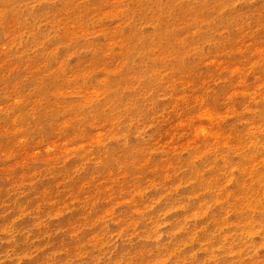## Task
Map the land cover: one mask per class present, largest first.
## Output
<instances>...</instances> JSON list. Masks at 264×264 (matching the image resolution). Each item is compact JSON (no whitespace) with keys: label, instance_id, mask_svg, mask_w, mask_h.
<instances>
[{"label":"rangeland","instance_id":"374dc122","mask_svg":"<svg viewBox=\"0 0 264 264\" xmlns=\"http://www.w3.org/2000/svg\"><path fill=\"white\" fill-rule=\"evenodd\" d=\"M163 1L0 0V264H264V0Z\"/></svg>","mask_w":264,"mask_h":264},{"label":"bare ground","instance_id":"6f19581e","mask_svg":"<svg viewBox=\"0 0 264 264\" xmlns=\"http://www.w3.org/2000/svg\"><path fill=\"white\" fill-rule=\"evenodd\" d=\"M140 1H143V0H140ZM149 1H152V0H149ZM210 1L214 2V0H210ZM218 1H220V0H218ZM221 1L228 2L229 0H221ZM163 5L164 6H161L159 2H155L154 3V8L156 10L158 9V11L160 13H162L163 11L173 10L174 13L176 14L175 22H178L179 23L183 19L185 21V19L187 18V14H189V11L186 8L182 7L181 4H179V2L177 0H164L163 1ZM172 27H173L172 25L166 26L163 29L164 30L163 32L168 37L166 39H169V40H172L173 41V40H177L179 38V34L178 33H173L172 32ZM135 30H136V33H139L141 31L136 26H135ZM161 30L162 29H159V33H157L158 35L162 33V32H160ZM150 37H151L152 41L150 40L151 42H149V43H153L157 39L156 36H152L151 35ZM133 38L139 39L138 36H137V34H135V33L133 34ZM173 52L175 53L176 51H173ZM162 56H163V59L162 58H158L157 60L156 59L150 60L149 65H148L149 68H150V71H152V70L155 71L157 68H159L158 67L159 62L160 63H163L164 65L166 64L168 67H171V65L172 66L176 65L175 64V61L176 60H180V58H178L177 52L174 54L173 57H172V54H171V58H169V56L167 54H164ZM211 100L212 101H215V103H217V104H219V102H220V99L217 98V97L214 98V99H211ZM263 111H264V107H263ZM257 114L260 116L261 120L264 121V112L262 114L261 108L257 111ZM241 162L242 163H240V164L238 162V165L243 164V166L245 167V169H247V170H253L252 171V175L258 176L257 179H258L259 183L262 185L261 188L263 189V191L259 195H257L256 197H251V196L247 195V193H246L247 191H244V193L240 191L239 192V195L236 198H234V200H233L234 206L235 207L237 206L240 209L244 210V212L240 214L241 216H240V219L239 220L240 221H245V219L247 218V213L249 211L255 210L258 207L264 209V175L263 174L262 175H258L255 172L256 170L254 169V167L251 164H247L246 162H244L242 160H241ZM214 167H218V166L215 165ZM220 167L222 169L224 166H220ZM193 170L198 172V170H196V168H193ZM190 171L191 170H189V172ZM191 174H195V172L191 171ZM216 176H217L216 174H212L211 178H215ZM221 177L222 176H219L220 179H222ZM219 178H217V182H219ZM200 182L203 185H205L206 184V179H202ZM233 193L234 192L232 190H226L224 192V196L227 197V196H230ZM233 196H234V194H233ZM222 198H223V196H222ZM215 217L218 218V219H221V217L219 215H216ZM258 222H259V228L261 229V231L263 233V236H264V219H262V220H260ZM182 234H184L182 236V242H183L184 240H186L188 238V234L190 235V232L187 229L186 231L183 230V233ZM260 245L261 246H264V241H262Z\"/></svg>","mask_w":264,"mask_h":264}]
</instances>
